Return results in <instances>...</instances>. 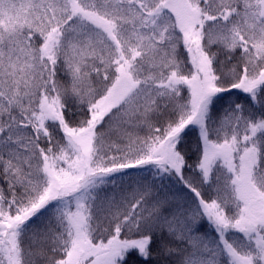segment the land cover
Listing matches in <instances>:
<instances>
[{"label": "snow or ice", "instance_id": "6c2138e0", "mask_svg": "<svg viewBox=\"0 0 264 264\" xmlns=\"http://www.w3.org/2000/svg\"><path fill=\"white\" fill-rule=\"evenodd\" d=\"M0 264H264V0H0Z\"/></svg>", "mask_w": 264, "mask_h": 264}, {"label": "trees", "instance_id": "16d2710c", "mask_svg": "<svg viewBox=\"0 0 264 264\" xmlns=\"http://www.w3.org/2000/svg\"><path fill=\"white\" fill-rule=\"evenodd\" d=\"M240 99H243V97L241 96ZM194 139V138H193ZM193 147H194V144H193Z\"/></svg>", "mask_w": 264, "mask_h": 264}]
</instances>
